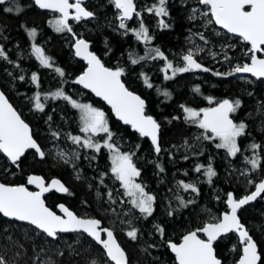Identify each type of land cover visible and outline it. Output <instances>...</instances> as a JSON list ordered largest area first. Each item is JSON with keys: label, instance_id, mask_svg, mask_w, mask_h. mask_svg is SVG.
I'll return each instance as SVG.
<instances>
[{"label": "snow or ice", "instance_id": "6c2138e0", "mask_svg": "<svg viewBox=\"0 0 264 264\" xmlns=\"http://www.w3.org/2000/svg\"><path fill=\"white\" fill-rule=\"evenodd\" d=\"M86 0H34V3L41 9H49L59 12L60 15L53 23L57 32L68 31L72 32V27L69 25V20L73 19L77 22L85 18L94 17V12L88 10L83 5ZM115 8L119 10L117 19L119 20V28L127 32H133L139 41L146 44L153 39L149 34V29L141 20L138 28H128L125 21L131 20L135 14L140 16L137 10L135 0H111ZM6 3V0H0V5ZM200 5L206 7V11L200 12L198 8H192L190 20L197 18L196 14L207 19V24L219 25L222 29L227 30L240 37L243 41L251 45L248 50L250 62L237 64L232 68L230 73H214L215 75H231L232 73H250L253 77L264 78V58H261L257 53H264V0H198ZM247 9V10H246ZM12 7L5 8V12H13ZM17 11L22 9L17 5ZM74 10V11H72ZM149 13H155L157 17H167L169 11L167 8V0H156L151 6L146 8ZM161 28H168L170 25L164 19L159 20ZM28 35L35 38L37 31L35 28L28 30ZM75 35V34H74ZM200 39L205 40L201 33ZM75 55L82 57L87 61V69L76 78L75 83L83 85L84 88L91 89L98 97H102L109 105L116 117L124 124L130 125L141 137L150 138L154 147V151L159 154L161 124L151 115H147L145 108L146 102L141 96L130 91L121 81L124 75V68H108L105 67L97 55L89 51V42L82 38L75 40ZM203 51V49H198ZM32 52L40 64L47 68H53L52 58L45 55V50L38 44L32 45ZM154 53V55H151ZM196 54L192 49H189L182 56L183 66H174L171 60L165 56V53L159 48L151 49L145 56L132 58V64H137L146 58L156 59L161 58L166 61L164 68L165 79H172L178 73H185L192 70L200 69L205 72L210 69L204 67L196 59ZM215 55V54H213ZM247 55V53H246ZM0 57L8 59L4 48L0 46ZM225 59H228L226 56ZM168 70H171V76L167 75ZM54 71L60 76L65 73L62 68L55 67ZM141 75H144L143 73ZM24 79L23 76L20 77ZM31 79L34 83L38 82V75L33 73ZM144 83L151 88L153 85L149 82L147 76L144 77ZM199 92V86L195 88ZM165 97H170V93L165 91ZM47 95L55 98H63L69 102L73 108L80 110V121L82 127L80 131L85 134V137L69 134V138L82 147L95 149L99 152L102 147H106L111 153V173L115 179L121 183L124 195L131 198V204L139 209V212L144 214L145 218L153 213V204L155 196L145 191V186L137 183L136 178L140 176V170L133 161L135 153L121 152L119 147L113 142L114 133L110 130L108 120L105 113L99 108L93 107L91 104L78 103L71 96L67 95L62 89ZM251 95V93H249ZM47 96H45V99ZM212 102V98H207ZM35 108L43 111L45 105L41 103V94L37 92L34 96ZM241 100L224 99L216 102L215 107L201 108L199 110L181 105L185 114L186 121L197 125L204 130L203 138L207 140L218 139L217 148H223L230 156L235 157L241 152L238 144V138L245 135L247 125L245 122H235L232 118L233 113L241 107ZM178 118V117H177ZM51 119V117H49ZM104 133L106 138L103 144L94 141L93 136ZM211 133V135H208ZM53 136L58 137L59 133H53ZM187 144V141H185ZM137 147H139L137 145ZM249 147L253 150V157L245 156V161L251 165V169L255 171L260 167V156L255 150L261 148V145L252 143ZM35 150V153L43 159L46 156L40 144L33 137L32 130L29 125L21 118V115L9 103L3 92H0V153H3L7 159L19 168V162L28 150ZM60 158H65V153H59ZM78 158V153L76 154ZM187 159V157H185ZM95 159V157H92ZM68 160L65 159V163ZM159 167V166H158ZM204 168L203 165H197L195 171L200 172ZM163 171V168H160ZM247 170H245L246 172ZM216 171L209 163L205 170V175L211 183L212 177L216 176ZM245 173H242V175ZM102 176L105 174H101ZM79 178V176H77ZM253 183L251 180L248 181ZM101 183L103 181L101 180ZM179 184L187 191L198 192V188L192 183L180 181ZM27 185H35L38 191H31ZM255 190L250 194H246L241 198H234L233 193L227 194V205L230 209L214 222L205 223L202 227L193 231H188L183 235L179 243L171 240L167 241L168 247L175 254L177 264H222L217 257L213 247L214 241L222 234L230 232L238 233V238L242 244V255L239 258L238 264H258L261 256L257 251V243L249 234L245 225L241 223L238 216V210L242 206L254 201L264 193V178L254 185ZM51 189H55L61 193H68L69 189L65 187L58 179H52L50 183L45 182L44 178L39 175H28L25 183L8 184L0 183V214L4 217L15 218L18 221H26L30 225H34L36 229L42 230L48 237L55 238L58 233L67 232H83L92 237L99 245H102L107 258L114 264H129L128 256L125 250L117 242L113 230L106 227H101V221L95 218H81L74 212L70 211L63 204L58 205L64 216L57 215L49 207L46 206L44 194ZM111 199V192H109ZM181 206H186L182 197H177ZM192 201H188L191 203ZM169 215H172L169 212ZM129 223H131L129 221ZM161 237L164 236L165 230L160 225L155 226ZM102 233L106 234V238H102ZM199 233L206 236V239H201ZM127 236L136 240L138 238V229L131 227L127 231ZM0 264H6L3 257H0ZM91 264H96V261H91Z\"/></svg>", "mask_w": 264, "mask_h": 264}, {"label": "rangeland", "instance_id": "374dc122", "mask_svg": "<svg viewBox=\"0 0 264 264\" xmlns=\"http://www.w3.org/2000/svg\"><path fill=\"white\" fill-rule=\"evenodd\" d=\"M155 2L156 0H135V3L137 5V10L140 12V16L137 17L134 14L131 20L125 21L128 28H138L139 23L142 20L145 26L148 29L150 28L149 34L152 36L154 31L157 32V30H155V28L152 29L150 25L161 28L159 26L160 19H164L165 22L169 24L171 18L169 17V15L167 17H157L155 13H149L146 11V8L151 6ZM109 4L112 5V8L110 12L109 11L105 12L103 8ZM168 5L176 6L178 8L180 7L179 8L180 12H184L187 20L192 23L193 28L197 32V35L188 34L184 36L181 40V45L178 48V50L163 51L165 53V56L168 58V60H171L173 62L174 66L182 67L183 66L182 56L186 54L189 49H192L194 53H197L196 59L198 60V62H200L204 67L210 69V71L205 72L203 70L196 69L185 73H178L172 79L166 80L164 78L165 72L162 71L166 61L161 58H156V59L146 58L145 60H141L136 64V68H135L136 76L130 77L129 75H126V69L128 68V66L125 67L124 61H122V58L120 57L118 61H113V64L110 67H112L113 69L118 66L124 68L125 72L122 77L127 78L130 84L137 85L138 88L141 89H146L148 87L144 83V77L147 76L149 82L152 85L154 83H160L161 81H168L171 82V85H173L174 81L176 80L177 81L179 80L182 83L183 81H192L197 79H207L209 87L215 86L216 80L217 81L230 80L231 83L235 82L238 83L237 85L248 86V87H253L258 83L264 85V80H256L253 76L250 75H240L239 73H232L231 75H215L214 73L217 72L230 73L232 71V68L238 63L243 64L249 62L251 53L248 50L250 49V46L244 43V41L240 37L229 35L225 31L219 29L214 23L211 25L207 24V19H209L210 17H203L199 14V12L196 14L197 16L196 19L190 20L188 17L189 15L192 14L191 13L192 8L194 7L198 8L200 12L207 10L205 6L200 5L198 3V0H167V6ZM88 8L94 12L95 14L94 17L87 20L82 19L79 22L77 21L74 22L73 19H70L69 23H71V25H75V28H73L75 30V33L70 34V32H67L64 35H62V40L65 41V45L69 44L70 63L72 62L75 63L76 61H80L75 57L72 51L74 37L76 36V37L85 38V35L88 34L90 38H93L94 32H96L100 28H107L110 30L111 33L119 37H125L127 36V34H132L131 44L133 46H131L128 49V52L129 54L133 52L134 58L138 59L140 56H145V54L149 53L151 49L157 48L154 45L153 46L150 45L149 49H147L145 52L143 51L136 52L134 50V46H136V44L140 41L136 39L135 34L133 32L129 31L127 32V34H125V30L119 28V20L117 19L119 15V11L114 8L113 4L111 3V0H88ZM47 16L49 17L48 21L50 23L51 21H54L57 17H59V14L49 12L47 13ZM50 24L53 25V23ZM201 33L204 35L207 43H205V40L200 39L199 34ZM29 39L35 42L33 43L30 41V43H28L27 45L21 46L20 47L21 50L19 54H16V57H13L14 55L13 48L17 47L19 44L13 43L11 47L10 46L6 47L3 44L4 38L0 37V46L4 48L8 57V59H4L0 57V78L3 77V79L10 84H14L15 82L22 83L21 86L22 88H26V87L32 88V90L28 92V94L20 93L22 100L21 104H28L27 105L28 107L23 112L32 121H34L35 118H41L39 114H41L42 111L37 110L35 108L34 96L37 92L41 94V103L45 105L44 110L47 109L48 113H53V112L56 113V111L57 110L60 111L59 109L61 108L68 113L72 112L74 118H68L63 115L64 122L66 123V125L64 123L63 124L64 126H62L61 129L59 127V130L54 131L55 133H59L58 137L50 134V132L53 131V128L50 127L51 124H49L48 119L47 118L41 119L40 125L44 128L41 129L42 131L39 134V138L41 140L42 150L45 151L46 153L45 157L49 159L51 166H54L55 168H62V169L65 168L67 172L65 173L66 180L68 182L72 184L78 181L83 182L86 190L91 192V196L94 201V207H93L94 211H89L85 207L76 205V207H74L75 212L81 217H91V218L96 217L100 219L105 226L111 228L116 233V235L119 238L118 240L121 241V243L126 248L127 252L133 254L132 263L143 264L141 263L142 257L145 256L144 255L145 249L143 246L146 243L148 237L146 236L142 237L138 235V238L136 240H132L127 236L126 233L128 230H130L131 227H135L137 221L147 224V227H145L144 231L149 237L151 236L150 234L151 230H153V232L154 231L156 232L155 226L150 220H151V216L154 214L155 211V203L158 200L157 194L159 193L164 196L163 197L164 203L162 204V206L169 203L173 208V210H177L179 212L180 208H177L178 202H176V199L173 198L174 194H177L180 197L182 196L185 197V201L187 203L188 201L194 202L196 199L195 192H192L191 189L185 191L182 188V186L179 184L180 181H184L185 183H192L196 187L199 184L209 183L208 178L205 175V170L207 165L209 163H212L211 152L214 153H218V152L216 151V149H214L215 148L214 147L213 150H211V152L208 151L209 153L205 154L206 156L204 157V164H200L203 165L204 168H202L200 172L195 171L196 166L199 165L198 164L199 160H197L198 157L197 152L202 151L204 149L207 150L208 141L218 144L219 140L204 139L203 138L204 130L200 129L197 125L186 121L185 114L181 108V105H184L199 110L201 108H204L200 105V102L202 100L184 99L179 104L178 116L179 115L181 116L180 124L183 125V127H185V134L183 135L184 137L179 136L178 138H175L176 141H171L167 145L160 146L161 152L159 154H157L154 151V147L149 142V145L152 148V152L154 154L151 159L147 160L148 162H152V160L158 158V156H162L163 158H166L168 161L172 160V158L174 157H177L179 160V158L183 156L184 157L188 156L190 163L193 166L190 179L184 180L181 178L179 180L178 179L176 180L175 178H170V177L168 178L165 176L161 177L160 174H155L158 181L153 186V188L147 187L145 185L148 183V182L146 183L147 180L145 177L146 175L145 174L143 175L141 171L143 163L140 161L141 158L136 155V151H137L136 146L129 140L125 138L123 139L122 137L118 136V134H114L113 136V142L117 145V147H119L121 152L135 153L133 157V161L141 173L140 176L136 178V182L144 185L145 191L155 196V201L153 204V209H154L153 213L151 216L145 218L144 214L140 213L139 209H136L131 204L130 202L131 198L124 195L125 190L121 186V183L118 180H116L114 175L111 173L112 165H111L110 151L106 147H102L99 152H96L95 149H89L86 147H82L79 144H75L69 138V134L79 135L82 138L85 137V134L80 131V128L82 127L80 121V115H81L80 110L73 108L71 104L65 101L63 98L54 99L53 97L47 94L55 92L58 89H62L64 91V84H65L67 90L64 92L67 95L71 96L78 103L91 104L93 107L99 108L105 113L106 118L108 120L109 117L108 114H106V112L104 111L105 109L104 106L99 101L95 100L88 92H85L74 83V79L76 77L75 75H70V76L67 75L66 77L68 82H66V80H63L64 84L59 82L60 77L62 76H60L58 73L54 71L55 67H60L57 63L53 62V68H47L40 64V62L36 59L35 54L32 52V45L38 44L39 46L43 47V49L46 51V48H49L50 45L49 44L50 39L47 36L43 35L42 33H37L35 38L30 37ZM198 49H203V51L198 52L197 51ZM151 55H154V53H151ZM226 56L228 57V59H225ZM127 58H129L130 60V57H124L123 59L127 60ZM17 60L22 61V63H17ZM82 70L80 69L78 73H80ZM33 73H36L39 78L38 82L36 83H34L31 79ZM142 73L144 75H141ZM167 75L171 76V70H168ZM21 76L24 77L23 80L20 79ZM11 91L12 92L14 91L12 87H11ZM235 95L237 96V94ZM45 96H47L46 99ZM238 97L239 96H237V98ZM241 102L243 103V101ZM242 103H241V107L237 110L238 117L237 120H235V122L238 123L240 121H243L246 123V125H248L247 124L248 122L253 129H255L260 134H262V140L264 141V108L261 107L259 101H255L252 110H250V107L248 105H245V103L243 105ZM243 106L246 108V111L245 108H243ZM63 116L62 114H59L60 118H62ZM167 123L169 122L166 121V125ZM108 124L111 130L110 119L108 120ZM116 126L117 125L115 124V127ZM208 135H211V133H208ZM248 136L249 135H247V133L245 132V135L243 137H248ZM105 138H106V134L104 133H100L93 136L94 141L99 142L101 144H103V140ZM239 139L240 138H238V140ZM185 141H187V144H185ZM252 143H255L254 141H252V139L249 141L247 139H244L241 142V145H239L241 148V152L238 153L235 157L230 156L227 153V151L223 148H221V151L219 153L221 157V159L219 158L222 164L221 167L222 169L225 168L226 170L224 176L225 177L228 176L235 185L237 186L241 185L243 187L242 189L243 194H247L250 190H252L257 180L258 179L260 180L264 177V162L261 171H257V170L253 171L251 169V165L248 164L244 159L245 156L250 158L253 157V150L249 147V145H251ZM261 147L264 150L263 143H261ZM255 151L257 153H261L260 151H258V149H256ZM59 153H65L66 154L65 158L61 159ZM77 153H78V158L76 156ZM94 156L103 157V159L101 160L102 162L100 168L97 164H95L94 160L92 159V157ZM65 159L68 160L67 163H65ZM168 164L169 166L172 167L174 166L175 163L168 162ZM43 166L45 167V169H48L46 168L45 165ZM84 169L88 170L87 173L84 172ZM245 170L247 171L245 172ZM242 173L245 174L242 175ZM101 174H105V175L102 176ZM77 176H79V178H77ZM181 176H183V174H181ZM255 177L257 180L254 179ZM101 180L103 181V183H101ZM249 180H251L253 183L250 184L248 182ZM158 189H160L161 191L159 192ZM97 191L99 192L103 191L104 192L103 197H100L97 194ZM154 191H156L157 194ZM109 192H111V199L109 198L108 195ZM227 194H228L227 192L224 194L223 201L225 204L227 200ZM262 200L263 203H258V207H256L255 210L258 212L259 209H261L262 213L260 214V216L264 217V197L262 198ZM190 207L191 210L195 208L194 206H190ZM195 210L202 212V215L204 217L200 227L205 223L214 222L215 219L219 218L220 216V214L216 210H214L213 208L206 207L205 205H201L197 209L195 208ZM223 210L226 211L227 206H225V209ZM158 212L160 211L158 210ZM129 221L131 223H129ZM249 227L250 226H248V229ZM250 229H252L257 234L260 243H262L261 244L262 252H264V225H256L254 227L252 226V228L250 227ZM46 238L48 240H51L48 237ZM57 238L55 240H51V244L49 242L47 244V241L45 240L43 241L44 245L39 247L41 254L34 259V261H36L37 264L57 263V261L54 259L52 254L54 252V248H58L59 250H61V252L59 253L60 255L63 249L65 248L63 247V244L68 243L67 238L66 241H64L65 239L63 240L64 242H62V244L55 243L57 242ZM77 238L78 237L76 236L73 237V239L75 240ZM236 243H238V238L234 234V241L232 245L229 247L230 251L236 249V245H235ZM238 248L239 251L241 252L240 244ZM102 254L104 259H106L107 261V258L105 257L103 252ZM150 256L153 260H155L156 264H176L175 260L173 262L168 261L164 258L156 257L152 253ZM91 261H93V259H90L87 262V264H91ZM95 261L96 264H102V263L104 264V262H101L99 260H95ZM233 262L229 261L226 264H231ZM72 264H79V263L73 262ZM81 264L84 263L82 262Z\"/></svg>", "mask_w": 264, "mask_h": 264}, {"label": "trees", "instance_id": "16d2710c", "mask_svg": "<svg viewBox=\"0 0 264 264\" xmlns=\"http://www.w3.org/2000/svg\"><path fill=\"white\" fill-rule=\"evenodd\" d=\"M17 5L22 10L17 11ZM8 7H12L14 9L13 12H5L4 9ZM111 8L112 5L109 4L103 9L105 12H110ZM167 8L169 11V17H171L169 22L170 27L158 28L157 26L150 25V27L152 29L155 28L157 32L154 31L152 35L153 39L147 44L143 41L138 42L136 46H134V50L136 52H145L147 49H149L150 45L156 46L161 51L178 50L181 45V40L184 36L188 34L197 35L192 23L187 20L184 12H180V7L178 8L176 6L168 5ZM48 18L49 17L47 16V13L39 11L35 8L32 0H9L5 4L0 5V37L4 38L3 44L6 47H11L13 43L19 44L17 47L13 48V57H16V54H19L21 50V46L27 45L30 43V41L33 43L35 42L29 39V29L35 28L37 33H42L43 35L47 36L50 39V45L48 44L49 48H46V55L51 57L52 62L57 63L60 68L63 69L65 75L60 77L59 82L64 84L63 80L68 82L66 77L67 75L76 76L78 71H80V69L82 70L85 65L82 64V61H76L75 63L69 62V44L65 45V41L62 40V35L68 31L65 30L63 32H57L55 26L49 23ZM69 25H71V23H69ZM71 27L73 29L75 28V25H71ZM73 33H75L74 29L70 34ZM93 35V38H90V36L87 34L85 35V38L91 42V49L100 57L106 66H112L113 61H118L121 57L122 61H124L125 67L128 66L126 69V75H129L130 77L136 76V64H132L129 58H127V60L123 59L124 57H130L128 49L133 46L131 44L132 34H127L125 37H119L111 33L107 28H100L94 32ZM131 53L132 58H134L133 52ZM17 63H22V61L17 60ZM121 79L129 89L137 92L145 99L146 114L153 116L161 124L160 146L167 145L171 141H176L175 138H178L179 136L181 137L185 134V127L180 124L181 116H178L179 104L184 99L202 100L200 105L206 108L224 98H229L233 101L240 98L241 101H243L242 104L244 105L245 103V105H248L250 110H252L254 107L253 105L255 104V101H259L261 107L264 108V85H261L260 83L254 85L253 87H248L237 85L238 83L235 82L231 83L230 80H216L215 86L209 87L207 79L183 81L182 83L179 80H176L174 81L173 85H171V82L161 81L160 83H154L155 86L153 84V88L148 87L146 89H141L138 88L137 85L130 84L127 78L121 77ZM7 83L8 82H6L3 77L0 78V86L3 92L7 95L21 117L29 123L32 129L33 137L39 142L41 147L42 144L39 134L42 131L41 129L44 128L40 125L42 118H47L49 124H51L50 127L53 128V131L50 132L51 135L55 133V130H59V127L61 129V127L64 126V116L68 118H74L72 112L68 113L64 109L58 108L60 111L57 110L56 113H48L47 109L43 110L41 114H39L41 118H35L34 121L30 120L23 112L28 107V104H21L22 100L20 93L28 94L32 88H22V83ZM196 86H199V92L195 91ZM11 87L14 89L13 92L11 91ZM66 90L67 88L64 84V91ZM165 91L170 93V97L164 96L163 93ZM249 93H251V95H249ZM235 94H237L239 97L237 98ZM209 97L212 98L211 103L207 99ZM243 108L245 107L243 106ZM59 114L64 116L60 118ZM232 115L234 117V121L237 120L238 113L236 112ZM49 117H51V119H49ZM108 117L110 119L111 131L114 134H118V136L122 137L123 139L125 138L129 140L136 146V155L141 158L140 161L143 163L141 171L143 175H146V183H148L145 185L147 187L153 188V186L158 181L155 174H160L161 177L165 176L168 178H175L176 180L181 178L184 180L190 179L193 166L191 165L188 156L187 159L183 156L179 158V160L177 157H174L170 161H168L166 158H163L162 156H158V158L152 160V162H148L147 160L151 159L154 154L152 152V148L149 145V140L145 137H139L135 132H132L129 127L118 123L110 111L108 113ZM166 121L169 122L167 125ZM115 124L117 125L116 127ZM247 124L248 127L246 128V133L249 135V138L243 136L240 137L238 144L241 145V142L244 139H247L248 141L252 139V141L258 145H261V143L264 144V141L262 140V134L253 129L248 122ZM137 145L139 147H137ZM215 145L216 144L214 142L208 141L207 150L204 149L197 152V160H199L198 164H204V157L206 156L205 154H208V151L211 152V150H213L215 147L214 149H216L218 153L211 152V165L217 174L212 178L213 180L211 183L197 185L199 191L195 192L196 199L194 202L188 204L185 201V197L182 196L186 206H181L180 201L177 199V197L180 196L174 194L173 198L176 199V202H178L177 208H180L181 210L178 212L177 210H173L169 203L163 205V207L162 204L164 203V196L159 193L157 194V192L154 191L157 194L158 200L155 203V211L151 216L150 221H152L154 226L160 225L163 227L165 234L163 237H161L158 231L153 232V230H151V236L149 237L144 231L145 227H147V224H144L140 221L136 222L135 228L138 229V235L142 237H148L146 243L143 246L145 249V256L142 257L141 263L156 264L155 260H153L150 256L151 253L156 257L164 258L173 262L174 257L169 252L167 241L173 240L177 242L185 232H188L193 228L200 227L204 217L202 212L196 211L195 208L197 209L199 206L205 205L206 207L213 208L219 214H221L224 212L223 209H225L226 206L223 201L224 194L226 192L229 193L231 191L235 196H241V194H243V187L241 185H235L228 176H224L226 170L225 168L222 169V164L219 160V158L221 159L219 155L221 148H217ZM258 151L261 152L259 153L260 167L256 170L261 171L264 162V150L261 147L258 149ZM94 157L95 159L93 160L95 164H97L100 168L103 157ZM168 162L175 164L171 167L169 166ZM43 165H45L48 169H45ZM161 167L163 168V171H160ZM87 171L88 170L84 169L85 173H87ZM29 173H39L44 177L50 175L52 177H58L65 182V185L69 189L68 193L58 194L52 192L45 197L47 204L51 208H54L56 202L59 200L67 204V206L74 212V207H76V205L85 207L89 211H94V201L92 199L91 192L86 190L83 182L78 181L73 184L68 182L66 180L65 173L67 172L65 168L62 169L51 166L48 158L44 157L41 159L33 151H27L25 153L19 162V168H17L15 165L8 162L7 159L0 153L1 182L10 184L23 183L25 182L26 176ZM181 174H183V176H181ZM254 179H256V177ZM257 181H259V179ZM158 191L160 192L161 190L158 189ZM103 193V191H97V194L100 197H103ZM258 203H263V200L259 199L253 204L245 206L239 211V217L247 229L248 226L252 228V226L254 227L256 225H264V217L260 216L262 213L261 209H259L258 212L255 210V208L258 207ZM189 205L194 206L195 208L191 210ZM158 210L160 212H158ZM169 212H171L172 215H169ZM250 227L248 229L249 233L257 242L261 254V260L259 261V264H264V252H262L261 248L262 243H260L257 234L252 229H250ZM75 236L78 237L76 240L73 239ZM116 237L119 239L117 235ZM66 238L68 239V243L63 244V247L65 248L63 249L62 253L59 255L61 250L58 248H54V252L52 253L54 259L57 261L56 264H72L73 262L79 264L83 262L84 264H87L90 259L99 260L104 262V264H112L108 262V260L106 261V259H104L102 251L98 245L81 233L59 234L57 242L55 243L62 244V242L66 241ZM44 240L47 241V244L48 242L51 244V240H48L43 233L38 232V230L35 228L26 224L7 220L0 215V257L4 258L6 264H37L34 259L41 254L39 247L44 245ZM118 241L125 249L128 259L132 263L133 254L127 252L121 241ZM233 241L234 234L230 233L221 237L213 244L216 254L221 259L222 264H226L229 261L235 262V260H237L240 255L238 248L240 244L239 242L235 244V250H229V247L232 245Z\"/></svg>", "mask_w": 264, "mask_h": 264}, {"label": "water", "instance_id": "95a60500", "mask_svg": "<svg viewBox=\"0 0 264 264\" xmlns=\"http://www.w3.org/2000/svg\"><path fill=\"white\" fill-rule=\"evenodd\" d=\"M6 1H8V0H6ZM33 1V3H34V0H32ZM72 2H74V0H72ZM71 3V2H70ZM112 3V2H111ZM113 4V3H112ZM34 5L39 9V10H42V11H47V12H50V13H56V14H59L60 15V13L59 12H55V11H53V10H49V9H41V8H39L35 3H34ZM84 6V5H83ZM113 6H114V4H113ZM85 7V6H84ZM115 7V6H114ZM86 8V7H85ZM89 10V9H88ZM118 10V9H117ZM247 10V9H246ZM72 11H74V10H72ZM119 11V10H118ZM92 18V17H91ZM87 19H90V18H85V20H87ZM216 25V24H215ZM219 29H221V30H223V31H225L227 34H229V35H232V36H236V37H238L237 35H235V34H232V33H228L227 32V30H225V29H222L219 25H216ZM77 38H82V39H85L84 37H74V42H73V45H72V51H73V53H74V55H75V47H74V44H75V40L77 39ZM85 40H87V39H85ZM88 41V40H87ZM89 42V41H88ZM244 43H246V44H248L250 47H251V45L249 44V43H247V42H245L244 41ZM89 51H91V52H93V53H95L92 49H91V45H90V42H89ZM96 54V53H95ZM263 53H257V55L258 56H260L261 58H264V56L262 55ZM97 55V54H96ZM75 57L78 59V60H80V61H82L83 62V64L85 65L84 66V68H83V70L80 72V73H78L77 75H76V77H75V80H74V83H75V81H76V78L79 76V75H81L86 69H87V67H88V65H87V61L86 60H84L82 57H78V56H76L75 55ZM97 57L100 59V57L97 55ZM101 60V59H100ZM101 62H102V60H101ZM249 62H250V60H249ZM103 63V62H102ZM104 64V63H103ZM104 66L105 67H108V68H112V67H110V66H106L105 64H104ZM240 75H250V76H252L250 73H239ZM256 80H264V78H256V77H254ZM121 81L123 82V80L121 79ZM124 83V82H123ZM77 86H79L82 90H84L85 92H88L93 98H95V99H98V100H100L108 109H109V111L112 113V115H113V117H114V119L116 120V121H118L121 125H123V126H126V127H129L130 128V130L132 131V132H135L139 137H141L140 135H139V133L138 132H136L130 125H126V124H124L123 123V121H121L118 117H116V115H115V113L113 112V110H112V108H111V105H109L105 100H103V98L102 97H98V96H96V94L94 93V92H92V90L91 89H87V88H84L83 87V85H81V84H78V83H75ZM124 85H125V87H127L126 86V84L124 83ZM128 88V87H127ZM129 89V88H128ZM130 91H132L131 89H129ZM0 92H3V90H2V88H1V86H0ZM132 92H134V91H132ZM4 93V92H3ZM135 94H137V95H139V96H141L140 94H138L137 92H134ZM5 94V93H4ZM5 96H6V98L8 99V101H9V103H11V101L9 100V98L7 97V95L5 94ZM141 98L142 99H144L142 96H141ZM224 99H229V98H224ZM224 99H222V100H224ZM145 100V99H144ZM221 100V101H222ZM230 100V99H229ZM146 102V101H145ZM12 104V103H11ZM12 106H13V104H12ZM216 106V103L215 104H213V105H211L210 107H215ZM14 107V106H13ZM15 108V107H14ZM16 109V108H15ZM17 111V110H16ZM18 112V111H17ZM19 113V112H18ZM148 115V114H147ZM232 115V114H231ZM22 118V117H21ZM154 118V117H153ZM232 118H233V116H232ZM155 119V118H154ZM233 120H234V118H233ZM27 123V122H26ZM28 124V123H27ZM29 125V124H28ZM30 127V126H29ZM30 129H31V127H30ZM32 130V129H31ZM142 138H144V137H142ZM145 138H147V137H145ZM35 139V138H34ZM148 140H149V142L151 143V140H150V138H147ZM36 140V139H35ZM38 143V142H37ZM39 144V143H38ZM152 144V143H151ZM153 146V145H152ZM28 151H33L34 153H35V150H28ZM27 152V151H26ZM3 154V153H2ZM36 154V153H35ZM37 155V154H36ZM3 156L7 159V157L3 154ZM38 156V155H37ZM39 157V156H38ZM40 158V157H39ZM7 161L8 162H10L8 159H7ZM11 163V162H10ZM28 175H39V176H42L43 178H44V180H45V182H46V184L47 183H50L51 182V180L52 179H58V180H60L61 181V183H63L64 185H65V183L61 180V179H59L58 177H51V178H49L48 180L42 175V174H39V173H29ZM27 175V176H28ZM27 176H26V179H27ZM264 178V177H263ZM260 181V180H259ZM258 181V182H259ZM257 182V183H258ZM0 183H5V182H1L0 181ZM8 184H10V183H8ZM25 184H26V181H25ZM28 187H29V190H31V191H38V189L36 188V186L35 185H27ZM65 187H67L66 185H65ZM255 190V187L253 188V190H251L249 193H247V194H250L252 191H254ZM52 191H54V192H56V193H58V194H65V193H61V192H58V191H56L55 189H51L49 192H47V193H45L44 194V200H45V204H46V206L47 207H49L52 211H54L57 215H60V216H64V213L60 210V208L58 207V205H60V204H63L66 208H68L70 211H72V212H74L71 208H69L65 203H63V202H59V203H57L55 206H54V208H51L48 204H47V202H46V199H45V197L50 193V192H52ZM231 192V191H230ZM229 192V193H230ZM231 193H233V192H231ZM263 194L264 193H262L261 194V196L260 197H257V199L256 200H254V201H250L248 204H246V205H244V206H242V208H244L245 206H248V205H251V204H253L255 201H257L258 199H260L262 196H263ZM244 195H246V194H244ZM244 195H241V196H239V197H235V195H234V193H233V196H234V198H241V197H243ZM226 205H227V200H226ZM241 208V209H242ZM230 209L228 208V205H227V210L226 211H229ZM226 211H224V212H226ZM239 211H240V209L238 210V216H239ZM223 212V213H224ZM75 213V212H74ZM223 213H221L220 214V216L219 217H221L222 215H223ZM76 214V213H75ZM3 218H5V219H7V220H10V221H15V222H18V223H22V224H26V225H29V226H31V227H33V228H35V226L34 225H30L28 222H26V221H18V220H15V218H9V217H4L2 214H0ZM77 215V214H76ZM77 216H79V215H77ZM79 217H81V216H79ZM81 218H91V217H81ZM93 218H95V219H98V218H96V217H93ZM100 220V219H99ZM241 220V219H240ZM101 221V220H100ZM241 223H243L242 221H241ZM244 224V223H243ZM245 225V224H244ZM203 226V225H202ZM201 226V227H202ZM101 227H106V228H109V227H107V226H102V221H101ZM246 227V226H245ZM198 228H200V227H198ZM36 229V228H35ZM111 229V228H110ZM197 228H195V229H192V230H190V231H193V230H196ZM246 229H247V227H246ZM39 232H41V233H43L42 232V230H39V229H37ZM248 230V229H247ZM249 231V230H248ZM72 233H81V234H84L86 237H88L89 239H91L93 242H95L97 245H98V247L102 250V252L104 253V255H105V257L107 258V256H106V254H105V251L103 250V248H102V245H99L92 237H90V236H88V234H86V233H83L82 231L81 232H67V233H58V235L59 234H72ZM113 233H114V231H113ZM187 233V232H186ZM185 233V234H186ZM230 233H234L236 236H237V238H238V233H235V232H230ZM46 237H48L47 236V234H45V233H43ZM185 234H183V235H185ZM227 234H229V233H227ZM227 234H222V236L221 237H223V236H225V235H227ZM250 234V233H249ZM57 235V236H58ZM183 235L181 236V238L179 239V241L178 242H176V243H179L180 241H181V239H182V237H183ZM198 235H200V238L201 239H206V236L204 235V234H202V233H199ZM251 235V234H250ZM114 236H115V238H116V240H117V242L120 244V242L118 241V239H117V237H116V235H115V233H114ZM252 236V235H251ZM221 237H218V239L217 240H219ZM253 237V236H252ZM48 238H50L51 240H55L57 237H55V238H52V237H48ZM102 238H106V234H103L102 233ZM254 239V238H253ZM254 241H255V239H254ZM174 242V241H173ZM214 242H216V241H214ZM238 242L241 244V242H240V240H239V238H238ZM256 242V241H255ZM257 243V242H256ZM120 246L122 247V245L120 244ZM168 246V245H167ZM214 247V246H213ZM123 248V247H122ZM124 249V248H123ZM168 249H169V252L173 255V257H174V260H175V254L171 251V249L168 247ZM215 249V248H214ZM125 250V249H124ZM257 251H258V253L260 254V251H259V247H258V244H257ZM126 252V251H125ZM216 252V251H215ZM127 254V253H126ZM242 255V244H241V253H240V255H239V257H238V259L235 261V262H233L232 264H238V261H239V258H240V256ZM260 256H261V254H260ZM218 257V256H217ZM219 258V257H218ZM220 259V258H219ZM107 260L109 261V262H111L112 264H114V262H112V261H110L108 258H107ZM221 260V259H220ZM175 262H176V264H177V261L175 260ZM129 264H133V263H131L130 261H129ZM258 264H259V261H258Z\"/></svg>", "mask_w": 264, "mask_h": 264}, {"label": "flooded vegetation", "instance_id": "af4514ba", "mask_svg": "<svg viewBox=\"0 0 264 264\" xmlns=\"http://www.w3.org/2000/svg\"><path fill=\"white\" fill-rule=\"evenodd\" d=\"M8 1H9V0H8ZM6 2H7V1H6ZM69 2H72V0H69ZM33 4H34V3H33ZM34 6H35V5H34ZM84 6H85L87 9H89V8H88V0H86ZM35 8L38 9L36 6H35ZM114 8H115V7H114ZM115 9H116V8H115ZM38 10H39V9H38ZM89 10H90V9H89ZM116 10H117V9H116ZM39 11H42V10H39ZM91 11H92V10H91ZM43 12H45V13H49V12H47V11H43ZM73 21L76 22L75 20H73ZM262 55L264 56V53H263ZM94 99H95V98H94ZM95 100L99 101V102L104 106V108H105L104 111L106 112V114H108V113H109V109H108V108H107V107H106V106H105L100 100H98V99H95ZM107 112H108V113H107ZM110 113H111V112H110ZM232 116H233V115H232ZM233 118H234V117H233ZM51 177H52V176H50V175L45 176V178H46L47 180H48L49 178H51ZM59 179H60V178H59ZM62 181H63V180H62ZM63 182H64V181H63ZM64 183H65V182H64ZM253 188H254V187H253ZM252 190H253V189H252ZM250 191H251V190H250ZM250 191H249V192H250ZM52 192H54V191H52ZM52 192H50V193H52ZM249 192H248V193H249ZM50 193H49V194H50ZM55 193H56V192H55ZM243 195H244V194H243ZM235 197H239V196H235ZM263 197H264V194H263V196H262L260 199H262ZM258 200H259V199H258ZM59 202H62V201H59V200H58V201L56 202V204L59 203ZM63 203H64V202H63ZM56 204H55V205H56ZM66 205H67V204H66ZM102 226H105V225L102 223ZM193 229H195V228H193ZM229 234H230V233H229ZM233 234H234V233H233Z\"/></svg>", "mask_w": 264, "mask_h": 264}, {"label": "bare ground", "instance_id": "6f19581e", "mask_svg": "<svg viewBox=\"0 0 264 264\" xmlns=\"http://www.w3.org/2000/svg\"><path fill=\"white\" fill-rule=\"evenodd\" d=\"M75 80V79H74ZM17 110V109H16ZM23 119V118H22ZM24 120V119H23ZM25 121V120H24ZM25 122H27V121H25ZM28 123V122H27ZM29 124V123H28ZM30 126V125H29ZM142 138V137H141ZM37 141V140H36ZM38 142V141H37ZM39 143V142H38ZM2 154V153H1ZM3 155V154H2ZM261 180V179H260ZM25 181H26V179H25ZM258 182V181H257ZM256 182V183H257ZM23 183H25V182H23ZM20 184V183H19ZM227 206V205H226ZM168 208V207H167ZM37 230V229H36ZM72 234H75V233H72ZM84 235V234H83ZM175 242V241H174ZM215 243V242H214ZM214 246V245H213Z\"/></svg>", "mask_w": 264, "mask_h": 264}]
</instances>
